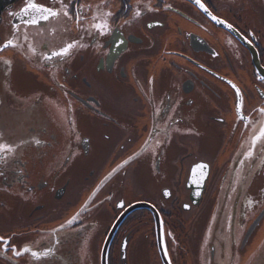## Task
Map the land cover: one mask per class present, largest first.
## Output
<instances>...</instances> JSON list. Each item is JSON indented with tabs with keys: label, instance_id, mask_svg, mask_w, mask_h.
Segmentation results:
<instances>
[{
	"label": "flooded vegetation",
	"instance_id": "1",
	"mask_svg": "<svg viewBox=\"0 0 264 264\" xmlns=\"http://www.w3.org/2000/svg\"><path fill=\"white\" fill-rule=\"evenodd\" d=\"M35 2L0 0V264H264V0Z\"/></svg>",
	"mask_w": 264,
	"mask_h": 264
},
{
	"label": "snow or ice",
	"instance_id": "2",
	"mask_svg": "<svg viewBox=\"0 0 264 264\" xmlns=\"http://www.w3.org/2000/svg\"><path fill=\"white\" fill-rule=\"evenodd\" d=\"M61 2H62V0H61ZM196 3L199 4V6L207 12V9L205 8L204 4L201 3V0H196ZM22 11L25 14H35V15H33V19L30 21V23H32V24L39 23L40 19L48 20L49 18H56V17L60 16V14H61V12L58 11V10H54L52 8H48V7L44 6V5H38L35 2V0H26V6L24 7V9H22ZM63 15L66 16V17H69V12L65 10L63 12ZM108 15H110V13H108ZM136 15L139 16L140 12H137ZM209 15H211V14L209 13ZM94 19H95V17H94ZM212 19L216 20L217 18L215 16H213ZM217 22H219V21H217ZM92 27L97 29L98 31H102L105 27H107V25L106 24H102V23H94L92 25ZM229 27H231V26L229 25ZM10 46L15 47L16 45L13 43L12 40H7L3 44V47L0 48V51H2L5 48H8ZM75 46H76L75 43H69L65 47L61 48L59 52L53 53V55H56V56L67 55L70 52V50L73 49ZM5 63L10 64L11 62L10 61H5ZM233 87L235 88V85H233ZM238 91L239 90H237V92ZM242 107H243L242 102L237 104V112L238 113L242 110ZM259 111H260L261 115H264V108H261ZM262 138H264V127L260 128L258 135H254L252 137V141L251 142L254 145L258 140H260ZM37 143H39V141H37ZM13 150L14 149L11 146L0 144V152H4V151L12 152ZM248 155H251V153L249 152ZM125 163H127V161ZM200 167L201 168H206L207 165H200ZM110 176H111V174H110ZM164 194L165 195H169L170 193H168L166 191ZM93 196H95V193H93ZM251 203L252 202L249 201V205H251ZM120 206L123 207V204H121ZM186 207H187V205H186ZM82 210L83 211H87L88 209L85 206V208H83ZM78 215H79V213H77V216ZM73 222H74V219L73 220H69L68 224H71ZM61 227H64V225H61ZM53 231L55 232L57 230L54 229ZM0 241H2L5 245H7L9 243V241H7L2 236H0ZM12 251L15 253V255L17 257L22 256L25 253H30L31 256L34 259H37V260L40 259L42 256L46 257V256H49V255L52 254V250L51 249H48V250H46L44 252H37V251H33L32 248L29 245H24L22 250H17L16 248H12Z\"/></svg>",
	"mask_w": 264,
	"mask_h": 264
},
{
	"label": "rangeland",
	"instance_id": "3",
	"mask_svg": "<svg viewBox=\"0 0 264 264\" xmlns=\"http://www.w3.org/2000/svg\"><path fill=\"white\" fill-rule=\"evenodd\" d=\"M145 172H146V173H144V176H145L144 183H145V185H146V183L151 179L152 174L150 173V172H151V171H150V168H148L147 171H145ZM148 186H150V185H149V182H148Z\"/></svg>",
	"mask_w": 264,
	"mask_h": 264
}]
</instances>
